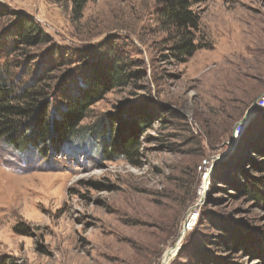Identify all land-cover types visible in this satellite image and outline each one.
I'll list each match as a JSON object with an SVG mask.
<instances>
[{"label":"rangeland","instance_id":"1","mask_svg":"<svg viewBox=\"0 0 264 264\" xmlns=\"http://www.w3.org/2000/svg\"><path fill=\"white\" fill-rule=\"evenodd\" d=\"M161 6L88 0L73 19L0 0V66L21 85L41 60L71 89L112 62L130 74L88 106L82 138L43 155L0 137V264H264V0H192L184 62ZM19 15L50 41L10 53ZM104 132L133 145L103 151Z\"/></svg>","mask_w":264,"mask_h":264},{"label":"trees","instance_id":"2","mask_svg":"<svg viewBox=\"0 0 264 264\" xmlns=\"http://www.w3.org/2000/svg\"><path fill=\"white\" fill-rule=\"evenodd\" d=\"M49 1L69 4L72 18L78 19L88 0ZM159 2L162 4L160 13L163 19L176 32L174 40L167 48L168 53L176 61L184 62L200 47L188 30L197 28L199 21L198 16L190 8L192 0H159ZM15 23L13 28L16 38L11 40L8 49L10 53L23 47L39 46L50 41L49 35L32 17L19 15L15 18ZM48 63L47 61L45 66V62L41 60L39 67L30 71L29 82L24 85H21V80L17 72L10 68L11 65L5 63L0 66V137L22 152L39 151L45 155L48 151L70 143L76 136L82 138L84 132L80 134L81 121L88 106L99 99L108 87L114 86L120 79L130 75L125 73L123 66L125 64L116 61L101 69L100 76H93L89 86L86 87L87 90L71 89V84L55 76V71H58L56 63ZM59 97L63 108L53 112L49 109L50 102ZM91 133L95 135L97 130L94 129ZM109 140V132H104L101 140L103 151L109 150L111 145L118 149L130 150L134 142L127 138L120 140L119 143ZM250 195L258 199L256 192H250Z\"/></svg>","mask_w":264,"mask_h":264},{"label":"bare ground","instance_id":"3","mask_svg":"<svg viewBox=\"0 0 264 264\" xmlns=\"http://www.w3.org/2000/svg\"><path fill=\"white\" fill-rule=\"evenodd\" d=\"M187 220H188V218H187ZM183 237V236H182ZM174 251H175V249H172L171 251H170V253H168V254H166L167 256H168V259H169V257H170V255H173L174 254ZM167 257L165 256V259H166Z\"/></svg>","mask_w":264,"mask_h":264},{"label":"water","instance_id":"4","mask_svg":"<svg viewBox=\"0 0 264 264\" xmlns=\"http://www.w3.org/2000/svg\"><path fill=\"white\" fill-rule=\"evenodd\" d=\"M255 103H256V102H254V103H253V105H254ZM192 209H193V208H192ZM185 221H186V220H185ZM186 223L188 224V222H187V221L185 222V225H186ZM166 257H168V256L166 255Z\"/></svg>","mask_w":264,"mask_h":264}]
</instances>
